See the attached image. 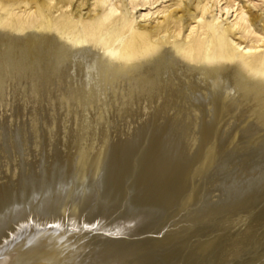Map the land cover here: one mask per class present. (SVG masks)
<instances>
[{
    "label": "bare ground",
    "instance_id": "bare-ground-1",
    "mask_svg": "<svg viewBox=\"0 0 264 264\" xmlns=\"http://www.w3.org/2000/svg\"><path fill=\"white\" fill-rule=\"evenodd\" d=\"M83 1L86 0H0V65L9 68L33 61L50 72L73 59V74L68 81H61L57 74H46L41 83L43 90L54 86L59 93L67 91L70 80L80 79L77 74L81 66L86 70L83 82L91 81L89 70L97 72L95 88L102 83L154 86L159 89L158 95L143 97L141 110L145 114H166L168 123L175 126L183 120L175 117L170 96H177L179 84L184 81L181 76L186 81L194 78V82H187L190 87L184 97L190 104L185 105L200 113L196 123L205 137L204 144L210 146L184 160L180 156L171 159L160 148L166 145V138L146 136L132 145L114 146L106 131L98 145L94 141L90 145L78 142L80 153L91 148L83 155L61 161L57 154L49 162L42 156L33 166L20 165L15 184L0 188V264H85L88 257L79 255L82 246L77 243L95 222L103 231L118 235L136 228L139 232L162 233L170 224L165 210L171 202L162 199L169 191L155 190L147 197L142 191L143 183L149 186L154 181H165L184 187V194L174 196V201L183 200L177 206L182 211L196 193L206 189V173L223 157L222 147L237 143L242 132L256 134H252L251 142L264 139V41L258 44L264 37L260 34L264 32L261 15L237 3L235 8V0L226 1L221 7V0H177L175 7L165 6L139 15H160L139 24L132 12L161 0H94L82 14ZM212 7H216L215 13ZM220 13L225 19L228 15L232 18L226 27L214 23ZM182 16L203 21L196 28L189 24V34L179 40ZM258 22H262L261 32L254 27ZM235 30L248 35L243 46V42L235 40L244 52L228 40ZM250 34L260 37L250 38ZM260 46L263 48L258 50ZM173 67L181 73L176 74ZM222 127L231 133L214 141L215 133ZM145 148L153 151L145 154ZM142 156L147 160L139 164ZM123 160L125 168H121ZM196 166L199 169L195 170ZM148 168L150 172L146 171ZM260 200L242 204L256 208ZM116 203L120 205L113 207ZM140 220L146 221L145 227L139 229L136 224ZM176 232L153 244H161L164 254L171 252L176 248ZM75 233H79V238L74 240ZM27 234L29 237L24 240ZM31 249L34 252L30 253Z\"/></svg>",
    "mask_w": 264,
    "mask_h": 264
},
{
    "label": "rangeland",
    "instance_id": "rangeland-1",
    "mask_svg": "<svg viewBox=\"0 0 264 264\" xmlns=\"http://www.w3.org/2000/svg\"><path fill=\"white\" fill-rule=\"evenodd\" d=\"M176 1L161 0L154 3V6L138 7L132 12V16L139 24L151 22L154 17L160 15L154 13L153 16L149 14L145 18L139 15L149 11L154 12L165 6L175 7L173 4ZM181 1L183 3L184 0ZM226 1L230 0L224 2L221 0L219 6H223ZM263 1L235 0L234 3L235 8L239 5L243 6L245 10L264 18ZM93 2L94 0L83 1L84 6L81 13H86L87 5ZM78 3L79 1L76 2ZM212 10L215 13L217 9L212 7ZM230 18L228 15L225 19V16L220 13L214 23L226 27L232 19ZM202 21L191 16H182L180 22L182 32L178 39H185V36L189 34V24L196 28ZM261 23L258 22L257 26H254L258 32H261L259 30ZM246 36L248 35L235 30V35L229 36L228 40L238 51L244 52L242 47L239 48L235 42H243V46L246 41L248 42ZM249 37L255 38L260 35L250 34ZM263 41L264 37L258 44L262 45ZM262 48L260 46L258 50ZM62 66L51 69L49 72L44 69L43 65L33 61L19 66H9V68L0 65V188L15 184L20 165L25 166L31 163L33 166L35 161L42 156L49 162L57 154L61 161L69 159L70 156L83 155L91 148L89 146L83 153H80L78 142L90 145L94 141V145H98L104 139L106 131L111 137L108 141L110 140L114 146L122 143L132 145L146 136L166 138V145H161L160 148L167 151L171 159L180 156L184 160L186 157L200 154L207 146H210L204 144L205 137L196 123L200 119V113L194 109V112L190 111L186 106L190 103L184 97V93L185 90L188 91L189 84L191 81L194 82V78L192 80L190 78L189 83L181 76V82L183 80L186 82L180 83L182 86L179 84L177 96H170V105L174 108L175 117L183 120L177 126L173 123V126L168 123L166 114H163L164 116L150 112L145 114L140 108V100L143 97L151 99L157 96L158 88L137 83L116 84L115 86L102 83L95 88L97 84L95 82L98 79L97 72L89 70L91 81L83 82L82 75H85L86 70L82 66L77 74L80 75V79L75 82L70 80L71 85L64 93H59L53 88L54 86L43 90L41 83L46 74L50 76L57 74L61 81L69 80L73 74L71 68L73 59L65 61ZM173 68L176 74L181 73L176 67ZM175 81L179 82L177 79ZM222 128L215 133L216 140L214 141L219 142L231 133L229 128L224 127L223 130ZM242 133L245 135L241 136L240 133L237 143L220 149L223 157L220 156L219 161L212 164L210 170L207 171L209 183L207 182L206 189L196 193L191 204L186 209H182L183 212L178 209L183 200L174 201V196L184 194L186 190L184 187H180L175 182L169 184L165 181L160 184L154 181L149 186L143 183L142 191L147 197L155 190L169 191L168 195L162 199L171 202L165 210L168 212L170 224L164 228L165 231L162 230V233L139 232L140 230L136 228L118 235L103 231L98 222L90 226L89 232L84 234L82 240L77 243L78 246H82L78 251L79 255L86 254L88 257L85 264H264V214H260L262 210L264 211V139L251 142L250 140L256 134ZM135 134L140 136L134 137ZM250 146L251 148H248ZM145 149V154L153 151L151 148ZM146 160L142 156L138 163L141 164ZM124 162L125 160L121 168H125ZM96 164L95 162L92 165ZM46 168L48 169V165ZM197 169L199 166H196L195 170ZM146 171L151 170L148 168ZM173 174L174 172L170 176L172 177ZM182 181L185 182V180ZM253 199H261L259 208L243 207V201H254ZM115 205L113 207L120 204ZM140 221L136 224L139 229L145 227L146 220ZM172 231H177L174 235L176 248L164 254L161 244L157 246L153 243L162 240L166 235L171 236ZM28 237L27 234L24 240ZM73 237L74 240L79 238V233L73 234ZM66 246L68 249L71 248V245ZM9 250H6V253ZM32 252H34L33 249L30 253Z\"/></svg>",
    "mask_w": 264,
    "mask_h": 264
}]
</instances>
